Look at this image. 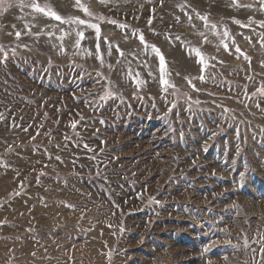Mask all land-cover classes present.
I'll use <instances>...</instances> for the list:
<instances>
[{"label":"rangeland","instance_id":"1","mask_svg":"<svg viewBox=\"0 0 264 264\" xmlns=\"http://www.w3.org/2000/svg\"><path fill=\"white\" fill-rule=\"evenodd\" d=\"M262 249L264 0L0 5V264Z\"/></svg>","mask_w":264,"mask_h":264},{"label":"snow or ice","instance_id":"2","mask_svg":"<svg viewBox=\"0 0 264 264\" xmlns=\"http://www.w3.org/2000/svg\"><path fill=\"white\" fill-rule=\"evenodd\" d=\"M4 2H5V0H0V5H3ZM77 4H79V0H77ZM20 6L23 7L24 6L23 3H21ZM29 6L32 7V8H34L35 11H37V12H44L45 15H47V16H49V17H51V18H53V19H55L57 21H60L61 23L85 24V21L84 20H77V19H68V20H65L61 16H59L55 11H52V10H48L47 12H45V10L43 8H41L38 4H35V3H33V4L29 5ZM81 7H83V6L81 5ZM83 10L88 15H90V16L92 15V13H90L87 8H84ZM101 19H102V17H101ZM112 23H115V21H112ZM88 27L95 29V31L97 33H99V31H100L99 26L96 25V24H89ZM16 35L19 38L20 33L17 32ZM78 35L80 36L81 39H83V32H79ZM140 40H141V42H143L144 41V37L143 36H140ZM154 51H157V54H159V52H158L157 49H154ZM196 55L197 56H200L199 50H196ZM161 63L163 64V57H161ZM201 63H204L202 57H201ZM165 83H167V82L165 81ZM262 253H264V249H262Z\"/></svg>","mask_w":264,"mask_h":264}]
</instances>
